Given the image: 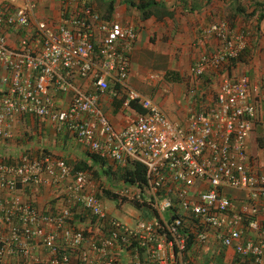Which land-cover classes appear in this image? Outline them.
<instances>
[{
	"label": "built area",
	"instance_id": "built-area-1",
	"mask_svg": "<svg viewBox=\"0 0 264 264\" xmlns=\"http://www.w3.org/2000/svg\"><path fill=\"white\" fill-rule=\"evenodd\" d=\"M12 1L0 0V141L11 139L14 117L31 116L48 120L56 132L114 167L139 163L156 223L118 221L87 190V171L73 172L49 154H21L15 162L0 163V193H7L0 199V264L12 258L16 264H69L74 255L78 264H114L115 249L134 250L133 264H188L186 237L203 243L210 230L237 257L263 263L264 172L250 166L245 144L253 126L264 124L259 87L244 76H224L212 107L188 105L184 122L173 121L128 85L133 25L103 19L89 0H57L55 20L35 18V0L13 7ZM9 32H20L14 47L7 43ZM201 34L215 46L190 67L195 78L229 64L246 47L245 33L223 20ZM157 80L156 74L143 79ZM105 94L124 108L135 103L143 113L115 129L99 104ZM59 96L67 97L64 108L56 105ZM62 183L65 202L88 213L97 236L71 226L67 205L44 213L17 196L22 185ZM228 191L244 193L238 207ZM34 241L45 250V260L31 257Z\"/></svg>",
	"mask_w": 264,
	"mask_h": 264
},
{
	"label": "crops",
	"instance_id": "crops-1",
	"mask_svg": "<svg viewBox=\"0 0 264 264\" xmlns=\"http://www.w3.org/2000/svg\"><path fill=\"white\" fill-rule=\"evenodd\" d=\"M112 1L114 8L108 19L103 17V10L98 8L95 1L89 0V4L105 20L134 26L137 36L130 53L129 81L133 79L131 77L133 65L159 73V80L146 84L143 81L146 73L137 72L147 92L143 93L133 87L154 103L157 99L162 108L167 107L168 114H165L167 118L183 123L188 105L195 104L201 109L212 107L217 83L225 74L231 78L246 77L250 84L259 87L260 102L264 101V35L261 31V28H264V0H153L170 13L160 16L155 14L147 19H140L131 5L142 0ZM21 2L16 0L9 4L13 7ZM35 3V18L55 20L59 8L57 0H35ZM251 11H255L254 15L245 18V15ZM258 15L261 18L257 22ZM218 20L226 21L245 33L247 54L242 60L236 59L232 65H223L219 70L206 69L199 78H195L190 75V67L200 55L210 54L215 46V41L204 38L201 32L208 24ZM19 36L20 32L7 33L8 45L14 47ZM242 54L243 52L239 56ZM0 88H2L1 84ZM99 104L104 116L115 129L123 127L139 115L132 108H124L120 102L111 101L107 94L100 98ZM56 105L64 108L67 105V97H57ZM10 130L11 139L0 141V154L4 152L13 159L26 150H29V154L35 155L40 154L41 149H44L54 158L64 160L72 169L74 165L86 164L91 168V171L85 170L90 175L87 190L99 197L108 215L116 217L126 225H133L140 219L155 223L154 216H151L148 208L143 206L135 208L126 203L117 206L116 200L105 195L109 190L118 195L122 190H128L129 196L126 198L134 196L133 199L140 201L141 196H144V192L148 193L147 191L140 192L138 188L125 186L121 181L113 189L109 182L115 176L107 175L106 166L113 173L115 172V175L119 174L121 169H116L111 161L104 158L101 159L105 160V166L92 163L87 156L88 152L74 138L64 132H56L48 120H35L31 116L14 117ZM259 136L262 139H258ZM245 144L247 155L256 159L251 161L250 166H255L258 171L264 172V124L256 123L253 126ZM98 186L100 190L108 191L101 194L100 190H97ZM226 194L235 208L240 203L239 198L245 196L244 193L235 191H228ZM17 196L21 202L44 213L56 212L67 205L72 213L71 226L90 235L99 234L88 213L77 205L65 202L64 183L50 187L20 186L17 189ZM0 199H7V193L1 192ZM129 208L141 211L142 214L133 213ZM30 253L33 259L40 261L47 257L45 250L35 241L31 244ZM112 255L114 264H133L137 254L134 250L115 249ZM185 258L188 264H253L250 260L237 257L232 247L221 246L215 232L211 230L206 233L203 243L194 240L190 244L185 252ZM5 264H16V259H7ZM69 264H78L76 255L70 259Z\"/></svg>",
	"mask_w": 264,
	"mask_h": 264
},
{
	"label": "trees",
	"instance_id": "trees-1",
	"mask_svg": "<svg viewBox=\"0 0 264 264\" xmlns=\"http://www.w3.org/2000/svg\"><path fill=\"white\" fill-rule=\"evenodd\" d=\"M93 1L96 2L98 8L103 10V17L108 19L109 16L111 15L112 11H113V8H114L113 1L112 0H108V1L93 0ZM131 5L137 11L140 19H147L148 17L155 15V14L160 16V15H168L170 13L169 10H166L160 4H158L157 2H155L153 0H142L139 3H135V4L131 3ZM254 13H255V11H251L250 13L245 15V18L252 17L254 15ZM260 18H261V16L258 15L256 21L258 22V20ZM245 50L243 51V54L237 58L238 60H242L243 56H245V54H247V50H246V52H245ZM235 60L230 61L229 64L232 65L235 62ZM225 76L230 77L228 74H225ZM114 102H117V101H114ZM128 107L132 108L135 112H137L139 114L143 113L142 109L135 103H130ZM24 153L27 154L29 157H36V156H40L42 154H49L44 149H41L40 154H35V155L29 154V150L24 151ZM87 156L90 158L92 163H97L99 165L105 166V160L99 158L98 156H96L94 154H90V153H87ZM11 162H13V160L9 155L4 154V152H3V154H0V163L8 164ZM115 168L121 169V171L119 172V175L118 174L115 175V172L113 173L109 169V167L106 166L107 175L117 176V178H119V180L125 186L136 187L140 190V192L147 191L146 179H145V168L142 165H140L139 163H136V162H132V163H129L128 165H126L125 167H122V168L121 167H115ZM78 170L91 171V168L89 166H86V164L80 163V164L74 165L73 169H72L73 172L78 171ZM92 174L94 175V172H92ZM25 186H29V185H22L21 187H25ZM105 195L107 196V198L116 200L117 206H120V205L125 204V203L126 204L129 203L135 208H139V207L143 206L144 208H148V209L152 210V208L150 206V200H148L147 197L144 198V196H141L140 201H138L137 199L126 198L125 196H121V195H118L116 193H112L109 191L106 192ZM155 218L156 217H154V219ZM167 222H170V218L167 219ZM193 241L194 240H193V237L191 235H188L186 237V247H185L186 250L190 247V244Z\"/></svg>",
	"mask_w": 264,
	"mask_h": 264
},
{
	"label": "rangeland",
	"instance_id": "rangeland-1",
	"mask_svg": "<svg viewBox=\"0 0 264 264\" xmlns=\"http://www.w3.org/2000/svg\"><path fill=\"white\" fill-rule=\"evenodd\" d=\"M142 70V71H141ZM132 71H133V74L131 73V77H133V79L132 80H130L129 81V77H128V85L131 87V88H133L134 90H136L137 91V89L139 90V91H141V92H143V93H145V92H147V90H146V88H145V86H144V84H142L143 82L141 81V79H140V76H139V74L138 73H140V72H145L146 74H156L157 76H159V73H157L156 71H154V70H151V69H146V68H140L139 66L137 67V65L135 66V65H133V67H132ZM138 72V73H137ZM129 75H130V73H129ZM142 76V75H141ZM133 80H135V82L133 81ZM141 82V83H140ZM159 83V82H158ZM136 87L137 89H135L134 87ZM148 89V91H149V88H147ZM140 93V92H139ZM155 101H156V103L158 104V106L161 108V110L164 112V114H168V109H167V107H161V103H159V101L157 100V99H155ZM163 106V105H162ZM24 139V138H23ZM258 139H262L260 136L258 137ZM263 141V140H262ZM12 144V143H11ZM13 145V144H12ZM17 158L18 157H14L12 160H13V162H15L16 160H17ZM253 159V161L254 160H256L255 158H252ZM12 163V162H11ZM119 175V174H118ZM89 177H90V175H89ZM91 179H93V177H91ZM108 180H109V178H108ZM111 180V182H109V183H111L110 185H111V187L114 189L115 187H117L118 186V183L120 182V180H119V178H117V176H115V177H113V178H111L110 179ZM99 189V186H98V188H97V190ZM100 190V189H99ZM146 190V189H145ZM105 191H108V190H105ZM104 190H100V193L101 194H103L104 192H105ZM110 191V190H109ZM147 197V199L149 198V194L148 193H144V198H146ZM99 198V197H98ZM133 197H131L130 199H132ZM140 200V199H139ZM128 206H130L131 204H127ZM127 206V207H128ZM132 206V205H131ZM130 209V208H129ZM132 209H130V211H131ZM149 211H150V213H151V216H156V214H154L153 213V211L152 210H150L149 209ZM132 212L133 213H137L138 215H140V214H142L141 213V211H137V210H132ZM136 214V215H137ZM111 217H113V218H116V217H114V216H111ZM118 220V219H117ZM119 221V220H118Z\"/></svg>",
	"mask_w": 264,
	"mask_h": 264
}]
</instances>
